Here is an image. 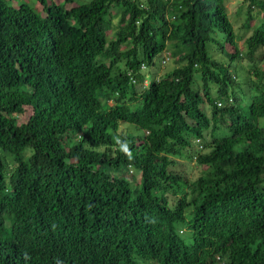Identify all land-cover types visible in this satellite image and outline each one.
<instances>
[{
  "label": "trees",
  "instance_id": "trees-1",
  "mask_svg": "<svg viewBox=\"0 0 264 264\" xmlns=\"http://www.w3.org/2000/svg\"><path fill=\"white\" fill-rule=\"evenodd\" d=\"M10 1L0 264H264V73L231 70L264 61V20L242 50L226 0ZM245 1L250 28L264 0Z\"/></svg>",
  "mask_w": 264,
  "mask_h": 264
},
{
  "label": "rangeland",
  "instance_id": "rangeland-1",
  "mask_svg": "<svg viewBox=\"0 0 264 264\" xmlns=\"http://www.w3.org/2000/svg\"><path fill=\"white\" fill-rule=\"evenodd\" d=\"M65 0H48L49 3L51 4H60L64 3ZM245 0H226L225 3L228 8V15L230 17V21L233 24L234 27V32L236 36V42L238 43V46L242 50H246V39L253 33V31L262 24L264 20V10H260L258 7H256L253 10V13H260L258 16V21L254 23L253 26L248 28L246 26L247 23V18L250 17L249 14V2H246ZM24 3L33 5L37 7L41 12L42 6L39 0H12L10 1V4L16 8H20ZM75 5V4H74ZM74 5H68L69 7L74 6ZM216 43L215 44H210L208 51L210 55H212L215 59L224 61L225 63L229 64V59L228 56L223 53L222 51H219L217 48L219 47L220 44L225 46V49L228 51L230 48L229 43H226V35L224 32L216 31L215 35ZM261 52L257 53L260 54ZM233 60H231L232 62ZM231 64V63H230ZM256 66L257 69L264 73V61H259L258 59H254V61L249 60V61H244V62H234L231 64V70H233L237 76H238V81L240 83H243L244 80L246 79V76L249 75V71L252 67ZM174 64L172 61H169L165 65H158L157 70L160 75H165L166 73L170 72L173 70ZM153 70V69H152ZM254 74L251 75L253 77ZM245 87V86H244ZM242 89L243 86H242ZM242 100H239V103L242 106H246L249 104L250 98H248L247 95H244L242 93L238 94ZM259 126L264 127V117L260 118L257 120ZM134 129L130 125H123L121 127V131H130L132 132ZM136 134L140 133L138 129H136ZM177 170L180 171L181 173L183 172L186 176L190 177L191 179L197 178L200 173L202 168L198 167L195 159L189 158L187 155L183 158H179L177 160Z\"/></svg>",
  "mask_w": 264,
  "mask_h": 264
},
{
  "label": "built area",
  "instance_id": "built-area-1",
  "mask_svg": "<svg viewBox=\"0 0 264 264\" xmlns=\"http://www.w3.org/2000/svg\"><path fill=\"white\" fill-rule=\"evenodd\" d=\"M169 62V55L168 54H166V58H165V60H163V65H165V64H167ZM143 68H145V67H143Z\"/></svg>",
  "mask_w": 264,
  "mask_h": 264
},
{
  "label": "clouds",
  "instance_id": "clouds-1",
  "mask_svg": "<svg viewBox=\"0 0 264 264\" xmlns=\"http://www.w3.org/2000/svg\"><path fill=\"white\" fill-rule=\"evenodd\" d=\"M196 145H197L200 149H202V146L200 145V142H196Z\"/></svg>",
  "mask_w": 264,
  "mask_h": 264
}]
</instances>
